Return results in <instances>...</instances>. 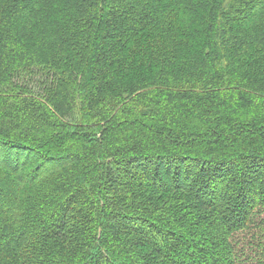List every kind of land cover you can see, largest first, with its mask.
<instances>
[{"label": "trees", "instance_id": "trees-1", "mask_svg": "<svg viewBox=\"0 0 264 264\" xmlns=\"http://www.w3.org/2000/svg\"><path fill=\"white\" fill-rule=\"evenodd\" d=\"M0 264H264V0H0Z\"/></svg>", "mask_w": 264, "mask_h": 264}]
</instances>
